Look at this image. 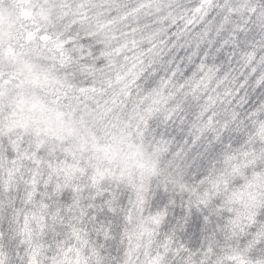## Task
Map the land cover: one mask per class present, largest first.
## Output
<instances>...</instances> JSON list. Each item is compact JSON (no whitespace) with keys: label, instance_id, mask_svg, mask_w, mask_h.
Here are the masks:
<instances>
[{"label":"snow or ice","instance_id":"obj_1","mask_svg":"<svg viewBox=\"0 0 264 264\" xmlns=\"http://www.w3.org/2000/svg\"><path fill=\"white\" fill-rule=\"evenodd\" d=\"M0 264H264V0H0Z\"/></svg>","mask_w":264,"mask_h":264}]
</instances>
